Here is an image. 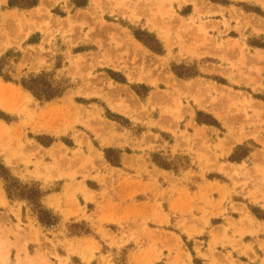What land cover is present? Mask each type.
<instances>
[{"label":"rangeland","instance_id":"1","mask_svg":"<svg viewBox=\"0 0 264 264\" xmlns=\"http://www.w3.org/2000/svg\"><path fill=\"white\" fill-rule=\"evenodd\" d=\"M11 1L0 264H264V0Z\"/></svg>","mask_w":264,"mask_h":264},{"label":"trees","instance_id":"2","mask_svg":"<svg viewBox=\"0 0 264 264\" xmlns=\"http://www.w3.org/2000/svg\"><path fill=\"white\" fill-rule=\"evenodd\" d=\"M73 4L76 7H83L85 5V0H73ZM11 6L15 7H21V8H29L34 5L33 0H26V1H19L15 0L14 3L12 1L10 2ZM135 37L138 41L143 43L146 47L151 49L152 51H157L155 48L149 44V42L141 39V37L137 34H135ZM158 52V51H157ZM0 72H1V67H0ZM1 74V73H0ZM42 81V82H41ZM22 87L29 91L36 99L38 100H50L52 98H55L60 95V91H54L52 90L49 85L46 83V81L41 80V78H33L29 79L27 81L22 82ZM208 123V122H205ZM112 163V162H111ZM114 164V163H113ZM1 169V167H0ZM0 177H2L0 175ZM5 191L7 193L8 198H10V192L7 187H5ZM20 198L26 199L27 201L31 202L33 201L34 204V209L36 210L37 213V218L41 224H47L51 225L54 223V218L50 217L47 212L41 209V206L39 205V200L43 196V193L38 191V190H30L29 193H19L17 195ZM32 198V199H31Z\"/></svg>","mask_w":264,"mask_h":264},{"label":"crops","instance_id":"3","mask_svg":"<svg viewBox=\"0 0 264 264\" xmlns=\"http://www.w3.org/2000/svg\"><path fill=\"white\" fill-rule=\"evenodd\" d=\"M228 154V153H227ZM226 154V155H227ZM225 155V156H226ZM202 187H204V191H208L210 188H222L223 184L222 182L220 183L219 181L215 180L214 178H212V180H207L205 181L203 184H201ZM202 191V189H198L196 190L194 193L190 192L189 196H192L193 194H195L196 196H198V194ZM218 196H216L217 199ZM145 202H140V206L145 208ZM260 207V206H259ZM261 208V207H260ZM222 217H213L212 219H221Z\"/></svg>","mask_w":264,"mask_h":264},{"label":"bare ground","instance_id":"4","mask_svg":"<svg viewBox=\"0 0 264 264\" xmlns=\"http://www.w3.org/2000/svg\"><path fill=\"white\" fill-rule=\"evenodd\" d=\"M257 76V75H256Z\"/></svg>","mask_w":264,"mask_h":264}]
</instances>
